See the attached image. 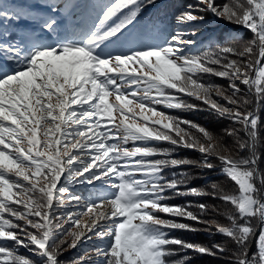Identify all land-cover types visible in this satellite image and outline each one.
Instances as JSON below:
<instances>
[{
	"label": "snow or ice",
	"instance_id": "snow-or-ice-1",
	"mask_svg": "<svg viewBox=\"0 0 264 264\" xmlns=\"http://www.w3.org/2000/svg\"><path fill=\"white\" fill-rule=\"evenodd\" d=\"M156 7L157 0H0V264H64V253L81 244L71 264H187L191 257L168 258L229 254L220 243L171 235L202 230L185 219L230 242L227 264H264V173L257 167L264 0H191L177 8V27L163 40V24L150 14ZM209 14L253 38L190 51L197 22ZM172 110H209L231 125L214 133ZM179 149L200 159L180 157ZM214 161L234 192L216 183L210 192L188 187L184 171L166 174L212 169ZM97 182L113 193L88 198L75 190ZM188 195L229 206L227 224L204 220L209 211L221 214L206 203H167Z\"/></svg>",
	"mask_w": 264,
	"mask_h": 264
},
{
	"label": "trees",
	"instance_id": "trees-1",
	"mask_svg": "<svg viewBox=\"0 0 264 264\" xmlns=\"http://www.w3.org/2000/svg\"><path fill=\"white\" fill-rule=\"evenodd\" d=\"M187 2H191V0H161L157 2L156 8L150 10V14L154 13L157 16V18L160 19V22L163 24L161 31L158 33V38L160 40H163L165 36L172 33L173 30L177 27V24L174 20V15L176 13L177 8L179 6H183ZM221 2H227V0H221ZM240 2H244V0H241ZM205 21H211V23H214V19L211 18V14L205 16L204 20L199 21L197 23L200 26V23H203ZM222 21L225 22V20H222ZM227 24L228 25L225 26L219 33L218 42L212 44L210 48H205V46H203L202 47L203 49H202L200 47L201 50L199 51L214 50L217 46L236 45V44L243 45L245 42L251 40L248 37V35H245L242 38L227 39L226 30L230 27L236 32H241L244 30L248 34H251V32L247 30L246 28H241L240 26L230 24L228 22ZM215 26H217V24ZM206 30H211L210 24L208 26H205L203 32ZM216 79L217 78H207V81L220 85L221 83L217 82ZM227 86L225 88H227ZM202 107L204 106L202 105ZM190 111L196 114L198 113L201 114L198 120H190V121L196 122L200 124L201 126H204L207 129L211 130L214 133H220L223 130V128L231 125L230 121L216 116L213 112L209 110H203V111L190 110ZM188 113H189L188 111L185 112V111H180V110H172L169 112V114L179 116L181 118L187 117ZM242 137L247 138L244 132H242ZM257 154H258V159H257L258 167L261 173H264V126H262L260 129V139L257 143ZM242 155L247 156L248 153H242ZM178 156L187 157L193 160L200 159L199 158L200 155L198 154V152L192 151L189 149H181V151L178 152ZM172 171H177V172L184 171L188 173L191 177L188 187L196 186V187L204 188L206 191L210 192L211 191L210 185L212 183H216L225 190L223 179L226 177L223 176L222 170L218 167H214L212 169H205L202 171L194 167L185 166L183 169L166 170V174L170 175ZM168 195H171V193H168ZM188 201H191L196 204L201 203V202L206 203L209 209L217 208L219 212L221 213L220 215H217V213L215 212L209 211L207 214H204L202 217L204 220H206L208 223H211V224H214L217 222H222V223L225 222L226 220L225 214L227 213V211L231 210L229 206L224 205L223 202L221 201L213 199L211 196H204V197H197L194 195L177 196L176 198L167 201V203L174 205V204L186 203ZM192 210L199 212L198 208H193ZM160 215L164 216V218H173L163 213H160ZM176 219L179 220V218H176ZM180 222L192 224L195 227L202 229V230L198 232H187V231L175 230L171 233V235L180 237L188 241L207 244L209 246H211L214 243H220L221 245L228 247L229 252L233 251V249L230 246V242L224 236L219 235V234L209 235L208 231L204 230L206 228L205 224H196V222H193L191 220H186V219L181 220ZM212 231L214 232L215 229H212ZM184 256L191 257V259L188 260L187 264H227V261L230 258L227 256V254H224V259H216L211 256H201L195 252L188 251V252L181 253L179 256L169 257L168 259L171 262V261L179 260Z\"/></svg>",
	"mask_w": 264,
	"mask_h": 264
},
{
	"label": "rangeland",
	"instance_id": "rangeland-1",
	"mask_svg": "<svg viewBox=\"0 0 264 264\" xmlns=\"http://www.w3.org/2000/svg\"><path fill=\"white\" fill-rule=\"evenodd\" d=\"M159 1H161V0H157V2H159ZM241 1V0H240ZM211 18L212 19H214V23H211V21H205V22H203V23H200V27H201V31L198 33V35L196 36V37H193V39H195L196 40V44H194V45H191V46H189V50L190 51H193V52H195V51H199V50H201L200 49V47L202 48L203 46H205V48H210L211 46H212V44H214V43H216V42H218V37H219V33L221 32V30L225 27V26H227L228 24H227V22L225 21V22H223L222 20H220V19H218L216 16H214V15H212L211 14ZM209 20V19H208ZM211 25V30H206V31H204L203 32V30H204V28H205V26H208V25ZM217 24V26H215ZM202 32V33H201ZM207 33V34H206ZM245 35H248V37L250 38V39H252L253 38V34L251 33V34H248L247 32H245L244 30L243 31H241V32H236V31H234L231 27L230 28H228L227 30H226V38L227 39H233V38H242V37H244ZM243 41H245V40H243ZM246 43V42H245ZM244 43V44H245ZM237 45V44H236ZM203 49V48H202ZM206 80H207V78H206ZM216 81L217 82H220L221 84H220V86H222V87H226L227 85H228V81H226V80H223V79H216ZM111 99H114V97H110V100ZM186 99H189L190 100V102H196V101H194L193 99H191V98H188V97H186ZM160 110H162V111H167V110H165V109H160ZM136 111H139V109H136ZM189 113H188V115H187V117H185L186 119H188V120H198V118H200L199 116L201 115V114H196V113H193V112H191V111H188ZM193 113V114H192ZM168 114H169V112H168ZM159 117H154V119H158ZM141 123L143 122L142 120L140 121ZM240 136H241V138H243L242 137V132L240 133ZM226 143H228L229 145H231V144H233L234 142H233V140H232V138H227L226 139ZM131 146V145H130ZM161 146H164V147H166V146H168L167 144H162ZM181 151V149H179L178 151H177V155H178V152H180ZM198 154L200 155V153L198 152ZM240 155H242V153H240ZM199 158H200V156H199ZM214 163H216L217 164V167L218 168H220L219 166H218V162H216V161H214ZM257 167H258V163H257ZM259 168V167H258ZM223 176H225V174L223 173ZM223 182H224V186H225V191H228V192H234L235 191V186L227 179V178H224L223 179ZM65 185L66 186H68V187H72L73 185L71 184V181H70V178L68 179V180H66L65 181ZM75 190L76 191H78V192H81L82 194H84L86 197H88V198H91V197H93V196H104V195H111L112 193H113V190L108 186V185H106V184H102V183H100V182H97V187L96 188H93L92 186H87V187H85V186H83V185H76L75 186ZM230 211V210H229ZM229 211H227V213L229 212ZM227 213L225 214V218H226V220H225V222H223L224 224H227ZM90 215L91 214H89V216H85V217H83L82 218V224L85 222V221H90ZM219 223H222V222H219ZM78 230V228L77 227H73L72 229H71V231H77ZM67 239L69 240V241H71V239H72V237L69 235L68 237H67ZM110 242V241H109ZM9 247H12L13 245H11V244H9L8 245ZM88 247H90L91 246V242H89V245H87ZM84 250H85V245L84 244H81V245H79L76 249H68L65 253H64V255H63V257H62V259L64 260V264H71V260H72V258L75 256V255H79V254H83V252H84ZM21 254H24V255H26V256H29L30 258H34L35 259V257H33L32 256V253H30L29 251H28V249H23V248H20L19 250H18ZM231 252H229V254H230ZM229 254H227V256L228 257H230V255Z\"/></svg>",
	"mask_w": 264,
	"mask_h": 264
}]
</instances>
